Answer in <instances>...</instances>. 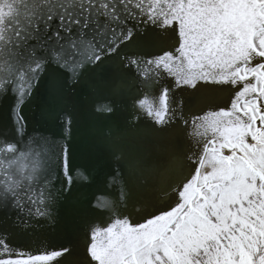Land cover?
Instances as JSON below:
<instances>
[{
	"label": "snow or ice",
	"instance_id": "obj_1",
	"mask_svg": "<svg viewBox=\"0 0 264 264\" xmlns=\"http://www.w3.org/2000/svg\"><path fill=\"white\" fill-rule=\"evenodd\" d=\"M152 33L170 43L153 48ZM113 57L110 87L130 94L133 118L175 122L186 139L159 163L113 147L118 168L88 199L107 216L85 225L87 264H264V0H0V211L25 231L55 221L73 183L67 148L29 135L25 110L42 92L62 116L60 101ZM189 86L226 95L189 121L169 103ZM57 257L71 264L72 248L0 264Z\"/></svg>",
	"mask_w": 264,
	"mask_h": 264
},
{
	"label": "bare ground",
	"instance_id": "obj_2",
	"mask_svg": "<svg viewBox=\"0 0 264 264\" xmlns=\"http://www.w3.org/2000/svg\"><path fill=\"white\" fill-rule=\"evenodd\" d=\"M151 35L154 37V43L152 44L153 48L170 43V40L164 33H152ZM165 50H167V48H165ZM153 54L156 55L159 53L153 51ZM121 74L122 70L119 66L118 59L113 57L111 61L106 62L100 68L89 73L75 89L70 90L65 96L67 100L66 108L68 109V113L71 114V116L68 115L71 117V120L70 122L67 121V125H73L75 129L76 127L78 128L84 116V119H86L85 125L87 127L84 133L82 129L78 128V134L76 135L77 139L72 140L75 137L71 138V150L68 154L69 157L70 155L73 157L75 170L79 169L82 174L90 175L91 180L95 183V189L92 191H90V189L87 191L86 189V192H89L87 196V193L83 192L84 190L78 189L80 186L85 187L84 183L77 181V187H75L76 191L74 187L71 186V191L64 194V197L54 210L55 221L46 222L45 220H41L39 226L27 231L22 228H13L11 222L6 221L5 215H3V219L5 220H0V230L7 229L8 247L19 240V238H23V241H20L19 245L13 249L12 252H9L8 249L0 248V257H4V252H6L12 253L13 256H18L19 259H27L29 257V252L33 250L31 247L28 248V251L23 250L27 237L29 238L31 235H36L38 232L42 231L49 241H54L51 237L53 231H56V228L59 229L65 226L66 230L64 234L73 233L74 235L73 238H69L72 241L71 243L74 244V246H71L73 250L71 264H87L85 255H83V257L78 256V250L81 247L84 250L83 252H85V246H82L83 242H85V237L83 235H75L74 233H84L86 223L93 216L96 218L92 220V223L97 226H101L102 220L106 219L107 214L101 218L89 210L88 199L97 189L107 187L106 184L102 183L105 175L118 168L116 158L112 154L113 147L120 148L126 156L140 155L148 162L159 163L162 162L163 150L169 143L184 146L186 137H184L181 131L182 126H178L175 122L166 129L156 131L152 128L151 121L145 119L143 116L139 120H136L133 119L135 114L129 115L128 119L130 120H128V122L124 120L125 115L118 114L117 109L114 108L116 107V102L113 103L108 101L106 99V93L112 92L119 101L130 98L128 92L117 94L110 87L111 82L117 79ZM96 82L99 84V88L94 86ZM97 83L96 85L98 86ZM43 95L42 92H38L25 110L28 116V130L32 135V129H40L42 130L40 134L45 136L47 127L49 129V137L52 136L53 138L57 134L56 117L53 119V123L50 121L49 117L42 120L41 118H43V116L41 117L40 113H38L41 110L37 111V108H42V111L48 109L46 99L43 98ZM225 95L226 93L221 90L197 88L193 91L191 86L188 88L181 87L179 90L173 89L169 96V103L173 107L182 105L183 114L190 121L192 116L201 114L200 110L205 108L207 103L222 104ZM77 100L80 103L81 109H75L73 105ZM130 100H126L123 103L130 105ZM120 104L123 106L122 103ZM107 108H111L112 111L108 112L104 110ZM71 110H73V113H71ZM66 120H68V118ZM132 122L133 124H131ZM65 147L66 146L63 145L60 150L63 151ZM101 194L102 193L97 192V195ZM128 211L131 212L133 216H136L140 211V207L139 205H130ZM76 227L78 229H76ZM42 228L45 229L43 230ZM50 243L54 244V242ZM49 249L50 250H48L47 247L38 248L35 252V256L53 251L52 248ZM19 253H24V255L21 256ZM54 261L55 263L59 262L57 264H69L68 257L62 261L57 258H53V260L47 262L37 261L36 264H48L54 263Z\"/></svg>",
	"mask_w": 264,
	"mask_h": 264
},
{
	"label": "water",
	"instance_id": "obj_3",
	"mask_svg": "<svg viewBox=\"0 0 264 264\" xmlns=\"http://www.w3.org/2000/svg\"><path fill=\"white\" fill-rule=\"evenodd\" d=\"M96 83H95L94 86L96 88H99V84L97 83L98 84V86H97ZM43 98H45L44 95H43ZM106 99L108 101L113 102V103L116 102V107H114V108L117 109L118 114L125 115V117H124L125 121L126 120L127 121L130 120V119H128L129 115L135 114V112L133 111L132 101L130 100V98L123 99V101H119L116 98V96L113 95L112 92H107L106 93ZM126 100H130L131 104L130 105L124 104L123 102H125ZM66 101H67L66 97H64L60 101V103L58 105L59 109L62 110V116H56V121H57V134H56V136L53 137V138H52V136L49 137V129L47 127H46V135L45 136L48 137L49 140L53 142L52 145H51V147L53 149H57V148L60 149L63 145H65L66 148H67V152L70 153V150H71L70 141L77 139L76 135L78 134L77 133L78 132V128L82 129V131L84 133L87 127L85 125L86 119H84V116H83L82 122H81V124H80V126L78 128L76 127V129H75V127L73 125H67V121L70 122V120H71V117H69V116H71V114L68 113V109L66 108ZM120 103H122L123 106ZM79 104L80 103H79L78 100L75 101V103L73 104L75 106V109H81V106ZM39 110H41V111H39ZM37 111H39L38 113H40L41 117L43 116V118H41L42 120H45V119H47L49 117L50 121H52V123H53L54 120H53V118H52V116H51V114H50L48 109H45L44 111H42V108H37ZM71 113H73V110H71ZM57 117H58V119H57ZM67 118H68V120H66ZM131 124H133V122ZM28 133H29V130H28ZM29 135H31V134L29 133ZM73 137H75V138L71 140V138H73ZM68 161H69V165L72 167L73 183H72L71 186L74 187V190L76 191L75 187H77L76 186L77 185V183H76L77 181L84 183L85 187L80 186L78 188V189H80L82 191L84 190L83 191L84 193H87L86 189H87V191H88V189H90V191L94 190L96 186H95L94 181L91 180L90 175L83 174V176H80V177L75 175L76 170H75V167H74V164H73L72 155H70V157H69V154H68ZM61 178H62V172H61ZM65 183H67V182L65 181ZM88 195H89V192L87 193V196ZM81 199H83V198H81ZM3 215H5L6 221H10L3 211H0V220H5V219H3L4 218ZM45 228H42V229L44 230ZM76 229H78V228L76 227ZM65 230H66L65 226L62 227V228H59V229L56 228V231H53V235L51 236L54 239V241H49L48 238L45 237L46 235H44L42 233V231L38 232L36 235L33 234L29 238L27 237V239L25 241L26 243H25V246H24L23 250L24 251H28V248L31 247L33 250H31V252H29L28 256H31V255L35 256V252H36V250L38 248L47 247L48 250H50L49 248H52L53 250H55V249H58L60 246H64V247L74 246V244L71 243L72 242L71 239H69V238H73L74 237L73 233L72 234H64ZM74 234L75 235H83L85 237V231L82 234H79V233H74ZM47 235H49V234H47ZM20 241L22 242L23 238H19V240H17L16 242H14V244H12L10 247H8L7 248L8 251L12 252L13 249H15L19 245ZM50 242H54V244H51ZM82 246H85V242H83ZM83 251L84 250L81 247L78 250V253H79L78 256H82L83 257V255H85V252H83ZM0 258H6V259L13 258V259H15V258H19V257L16 256V255L13 256L12 253L4 252V257H0ZM57 259L62 261L63 259H66V257H63V258L57 257ZM57 263H59V262L55 263V261H54V263H48V264H57Z\"/></svg>",
	"mask_w": 264,
	"mask_h": 264
}]
</instances>
